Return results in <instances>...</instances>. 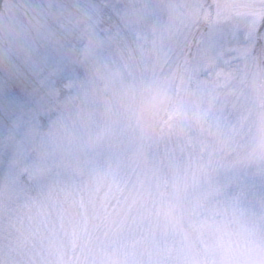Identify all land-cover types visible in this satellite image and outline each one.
<instances>
[{
    "label": "clouds",
    "instance_id": "1",
    "mask_svg": "<svg viewBox=\"0 0 264 264\" xmlns=\"http://www.w3.org/2000/svg\"><path fill=\"white\" fill-rule=\"evenodd\" d=\"M0 264H264V0H0Z\"/></svg>",
    "mask_w": 264,
    "mask_h": 264
}]
</instances>
